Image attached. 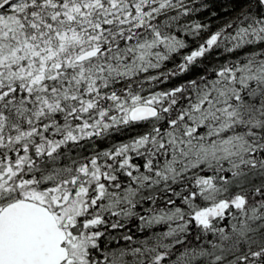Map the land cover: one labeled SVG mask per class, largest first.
<instances>
[{"label": "snow or ice", "instance_id": "6c2138e0", "mask_svg": "<svg viewBox=\"0 0 264 264\" xmlns=\"http://www.w3.org/2000/svg\"><path fill=\"white\" fill-rule=\"evenodd\" d=\"M0 264H264V0H0Z\"/></svg>", "mask_w": 264, "mask_h": 264}]
</instances>
